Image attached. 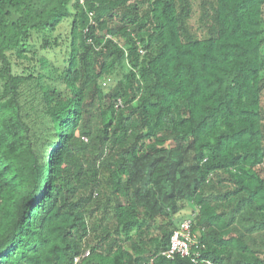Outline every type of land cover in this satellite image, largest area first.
I'll use <instances>...</instances> for the list:
<instances>
[{"label": "trees", "instance_id": "obj_1", "mask_svg": "<svg viewBox=\"0 0 264 264\" xmlns=\"http://www.w3.org/2000/svg\"><path fill=\"white\" fill-rule=\"evenodd\" d=\"M185 221L264 264V0H0V264H196Z\"/></svg>", "mask_w": 264, "mask_h": 264}, {"label": "built area", "instance_id": "obj_2", "mask_svg": "<svg viewBox=\"0 0 264 264\" xmlns=\"http://www.w3.org/2000/svg\"><path fill=\"white\" fill-rule=\"evenodd\" d=\"M80 3L85 5V0H80ZM92 16V14H90ZM200 237L199 232L193 233L192 231V222L185 221L181 224L179 229H176L170 239V244L162 255H164L167 259H174L179 256L182 258H189L192 262L198 264V262L203 264H219L211 259L202 258L198 251V239ZM85 255H89V251L86 252ZM79 258L75 259V262H78ZM149 264V263H144Z\"/></svg>", "mask_w": 264, "mask_h": 264}, {"label": "rangeland", "instance_id": "obj_3", "mask_svg": "<svg viewBox=\"0 0 264 264\" xmlns=\"http://www.w3.org/2000/svg\"><path fill=\"white\" fill-rule=\"evenodd\" d=\"M199 3H200V2H198V1H196V2L193 3L194 8H195V10L197 11V14L193 17V19H192V21H191V25H192L194 28L199 27V24H198V20H199V15H198V14H199V8H198V5H199ZM113 26H114V25H113ZM61 30H62V33H64V32L66 31L65 26H63ZM55 55H56V54H55ZM55 55L50 56V59L54 61L53 56H55ZM119 78H120V77H119ZM113 85H114V83H113ZM183 215H184V213L181 214V215H178V216H177V219H181Z\"/></svg>", "mask_w": 264, "mask_h": 264}]
</instances>
